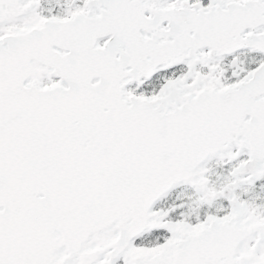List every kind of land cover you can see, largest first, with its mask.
I'll return each instance as SVG.
<instances>
[{"label":"water","instance_id":"water-1","mask_svg":"<svg viewBox=\"0 0 264 264\" xmlns=\"http://www.w3.org/2000/svg\"><path fill=\"white\" fill-rule=\"evenodd\" d=\"M34 10L0 0V26ZM263 27L264 5L215 3L160 12L105 49L80 18L0 39V264H264V220L236 205L231 217L177 224L164 245L133 246L163 225L154 204L182 182L199 185L206 160L237 145L251 156L238 185L264 175V80L196 93L178 80L153 100L125 92L159 66L264 52ZM44 74L61 83L41 88ZM145 115L164 119L133 135Z\"/></svg>","mask_w":264,"mask_h":264},{"label":"rangeland","instance_id":"rangeland-1","mask_svg":"<svg viewBox=\"0 0 264 264\" xmlns=\"http://www.w3.org/2000/svg\"><path fill=\"white\" fill-rule=\"evenodd\" d=\"M83 1V0H82ZM72 0H54L48 3V13H56L63 15L70 13ZM77 2V1H76ZM24 26V23H14L7 26L6 30L19 29ZM260 58H252L244 64V67L250 68L254 64L259 62ZM228 62L216 66V72L213 75H209V79H214L219 75L227 74L230 79H232L231 73L227 70ZM179 72L174 71L166 74H161L158 76L153 83L148 86V90L137 91L139 94H146L147 92H157L161 84L167 79L174 78ZM213 76V77H212ZM246 154L236 155L234 159L231 160H220L215 161L208 165L209 169H213L210 173V186L208 188L211 192H218L221 194V191L232 182L231 172L235 166L246 160ZM239 191L235 194L227 197H221L218 201L207 203L203 197L195 193L192 189L188 187H180L175 191L170 197L171 206V218L170 223L179 220L188 221V219L199 220L206 215H209L211 212L219 213L226 212L230 209L229 202L232 199H239L243 206L254 211L259 216L264 217V181L259 182L256 186L251 187H241ZM169 214V212H168ZM169 216V215H168ZM168 230L158 231L153 234L146 236L145 238L138 241V244H144L147 246H153L158 243H161L167 240Z\"/></svg>","mask_w":264,"mask_h":264},{"label":"flooded vegetation","instance_id":"flooded-vegetation-1","mask_svg":"<svg viewBox=\"0 0 264 264\" xmlns=\"http://www.w3.org/2000/svg\"><path fill=\"white\" fill-rule=\"evenodd\" d=\"M203 2V1H205V0H194L193 2ZM206 1H209V0H206Z\"/></svg>","mask_w":264,"mask_h":264}]
</instances>
